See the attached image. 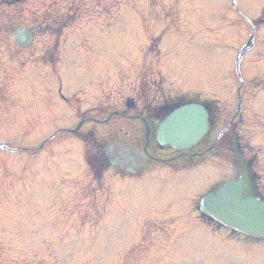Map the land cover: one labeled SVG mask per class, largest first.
<instances>
[{
	"label": "rangeland",
	"instance_id": "374dc122",
	"mask_svg": "<svg viewBox=\"0 0 264 264\" xmlns=\"http://www.w3.org/2000/svg\"><path fill=\"white\" fill-rule=\"evenodd\" d=\"M38 1L55 8L64 6V2H60V0H37L36 8L40 5ZM118 1L120 2L115 4L116 7L112 3H108L107 11L97 14L92 20L70 23L74 27H83L82 31L86 32L68 35L67 39L73 48L76 45L79 46V42H84L83 44H90L94 50L101 48L106 54L109 53L107 55L110 60L118 62L119 59L126 57V51L128 53L132 51L135 44L132 38L136 37L132 33L137 32L147 21L143 19L146 14L149 15L147 26L152 32H159L163 26H175L173 28L177 27L178 31L190 35L187 32V27L192 28L200 24L213 27L214 30L206 34V37H201L200 40L197 38V45L207 51H209V46H212L214 57L218 53L219 55L212 61V71L205 77L197 76V82L210 79L207 81L214 84L219 81L218 79L226 78L224 90L217 89L212 92L214 97H220L224 93L220 98L225 99L227 95L229 98L225 101H231L238 85L236 75L233 73V53L246 43L251 29L240 17L242 14L238 15L239 19L231 18L230 0H195L194 7L197 9L188 8L186 3L184 2L185 5H183L180 0H151L150 3L148 0H127V5L122 8L121 4H124L125 0ZM260 1L262 0H236V4L250 19H255L259 13V7H261ZM41 9L45 8L42 6ZM1 10H7V8L4 7ZM237 20L242 22V27L236 31L230 30L228 25ZM98 27L107 28L116 35L118 32H123L124 34L121 36L125 40H104L99 36V33L96 34L99 31ZM128 28L133 31L129 34L131 40L124 32ZM206 30L211 31V29ZM189 32H194V29L192 28V31ZM253 37L254 45L244 51L242 57L241 76L243 80L264 78L263 25L256 27ZM1 40L3 42L10 41V36L7 33H2ZM176 40V38L170 37L168 42L173 43ZM173 51L178 53L179 58L183 56L182 44L179 41L174 44ZM11 53L13 51L9 52V54ZM15 54L14 52L12 56H8L7 64L12 61ZM14 66L15 64L11 62V67ZM4 73L9 74L6 79H13L17 72L6 71ZM233 78L235 84H230L229 81ZM255 84L257 85V82ZM243 85L248 89L243 88L242 97L253 114L245 109L241 111L242 114H240L245 123L242 130L244 132V128H246L250 133L253 132L249 144L253 147L258 164L264 171V88L260 89L258 94L259 87L255 90V88L251 89L250 84L244 83ZM8 99L7 94L0 95V101L3 103H0L1 124L12 121L14 116V102L12 99L11 101ZM232 105L233 107L228 110L229 116H226L223 122L222 118L220 119V128L224 122L229 121V117L233 116L235 106L234 103ZM255 117L258 120L254 119ZM9 127L12 128L5 126L2 127L4 129L0 128V141L12 147L16 143L15 133L18 131L14 129V125H9ZM42 127L39 128L41 131L35 134L37 136L42 134L40 138L28 137L30 145L36 144L50 134V128ZM97 133L100 135L101 131ZM53 143H58V141L54 140ZM76 157L78 159V155ZM36 163H38V167L33 166V172L26 173L23 161L17 160L13 155L0 153V264H106L111 258H114L116 245L113 243L118 242L120 236L119 249L121 252L118 259L116 258V262L111 264H124V260H122V257L125 256L124 252L140 240V233L137 230L135 233L129 226L131 217L136 215V209L131 207V204L123 203L122 206H118L116 212L107 214L106 218H110L108 221H105L106 218L100 221H87L94 214L93 202H97L99 205L101 199L98 197L91 202L87 200L92 198L91 194L88 189L83 190L82 188L92 186V184L88 177H83V172L77 169L76 161L69 160V158L63 160L58 158L54 162L46 161L44 164L36 161ZM83 168L82 165L81 169ZM73 180L76 182L75 185L79 184V188L75 189L74 186H71L70 182ZM152 188L156 189L157 187L152 186ZM133 191L135 192V190ZM135 196L140 195L135 194L133 197ZM144 202L145 199L139 197V203ZM60 210L66 211L65 215H69V211L72 213L68 218L59 214ZM27 214L28 217H25ZM78 216L83 217L82 221L74 220L78 219ZM192 228H197V230L191 229L189 236L180 242L185 240L190 242L192 252L205 246L204 249L208 250L206 258L208 264H233L235 262H237L236 264H264V247L258 249L255 248V244L244 241H238L239 243L236 245L226 247L219 240L220 236L217 235V239L211 236L206 237L197 225L193 224ZM111 229L116 230L115 236L110 234Z\"/></svg>",
	"mask_w": 264,
	"mask_h": 264
},
{
	"label": "water",
	"instance_id": "95a60500",
	"mask_svg": "<svg viewBox=\"0 0 264 264\" xmlns=\"http://www.w3.org/2000/svg\"><path fill=\"white\" fill-rule=\"evenodd\" d=\"M17 33L23 35L25 32L20 29ZM15 41L20 43L21 40L16 39ZM201 116L203 118L198 117V112H195L190 124L184 122L183 114H177L174 118L170 115L165 124H162L163 128L158 132L160 140L181 149L188 147L192 142L197 141L207 129L204 113ZM192 131L194 134L190 135L189 132ZM121 149L126 154L132 153L130 148ZM112 153H115V150L110 149L107 152L110 158ZM113 162L115 163V161ZM245 183V181L240 180L236 183L224 184L218 189L216 195L211 194L202 201V210L219 222L245 234L264 237V202H258L247 197L245 191L247 185Z\"/></svg>",
	"mask_w": 264,
	"mask_h": 264
}]
</instances>
